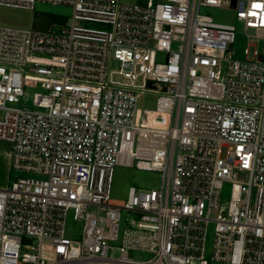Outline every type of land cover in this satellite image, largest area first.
<instances>
[{"label":"built area","instance_id":"built-area-1","mask_svg":"<svg viewBox=\"0 0 264 264\" xmlns=\"http://www.w3.org/2000/svg\"><path fill=\"white\" fill-rule=\"evenodd\" d=\"M38 2L72 17L0 24V139L11 168L36 175L0 187V264H264V49L235 58L236 25L201 12L232 6L263 47L264 0L0 5ZM119 164L160 172V188L112 203ZM123 211L133 217L114 245Z\"/></svg>","mask_w":264,"mask_h":264},{"label":"rangeland","instance_id":"rangeland-1","mask_svg":"<svg viewBox=\"0 0 264 264\" xmlns=\"http://www.w3.org/2000/svg\"><path fill=\"white\" fill-rule=\"evenodd\" d=\"M201 12L212 16L216 21L223 23H233L236 25V40L232 46L234 57L238 59L252 58L256 47L264 49L261 42H251V36L255 30L246 31L244 23L236 18V10L232 6H203ZM72 8L64 4H52L38 2L34 9H20L0 5V24H9L13 26H22L36 29H58L62 24H68L71 21ZM250 49V54L245 53V49ZM27 101L31 99L34 89H28ZM158 94L145 93L141 94L139 104L143 108L154 109L156 107ZM0 145L3 147L10 146L4 140H0ZM29 175L24 172H16L10 168L9 173L0 167V184L9 186L17 176ZM29 176H36L31 174ZM162 183V175L160 172L140 170L135 166H126L119 164L115 167L113 183H112V203L123 204L128 196L130 186L138 188H160ZM231 183L226 182L222 190V202L230 200ZM133 217V214L123 211L122 220L120 222V238L118 241L112 242L114 245L122 244V234L126 224V218ZM82 222H76L70 217L67 221V232L72 238H80V229ZM214 240V224L209 226L207 239V255H211ZM136 252V255H140Z\"/></svg>","mask_w":264,"mask_h":264},{"label":"crops","instance_id":"crops-1","mask_svg":"<svg viewBox=\"0 0 264 264\" xmlns=\"http://www.w3.org/2000/svg\"><path fill=\"white\" fill-rule=\"evenodd\" d=\"M122 2L126 3H145L147 0H121ZM4 140L8 143H11L8 140L5 139H0ZM11 157H12V147L6 146L3 147L0 145V167L3 170H6L9 173V170L11 168ZM5 184H0V187H5Z\"/></svg>","mask_w":264,"mask_h":264},{"label":"water","instance_id":"water-1","mask_svg":"<svg viewBox=\"0 0 264 264\" xmlns=\"http://www.w3.org/2000/svg\"><path fill=\"white\" fill-rule=\"evenodd\" d=\"M234 1H235V0H233V6L235 5Z\"/></svg>","mask_w":264,"mask_h":264}]
</instances>
